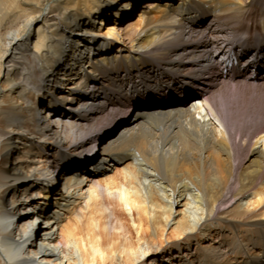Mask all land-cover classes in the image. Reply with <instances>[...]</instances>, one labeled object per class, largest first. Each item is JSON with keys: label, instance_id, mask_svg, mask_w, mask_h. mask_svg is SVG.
<instances>
[{"label": "bare ground", "instance_id": "1", "mask_svg": "<svg viewBox=\"0 0 264 264\" xmlns=\"http://www.w3.org/2000/svg\"><path fill=\"white\" fill-rule=\"evenodd\" d=\"M253 40L264 0H0V264H264Z\"/></svg>", "mask_w": 264, "mask_h": 264}, {"label": "rangeland", "instance_id": "2", "mask_svg": "<svg viewBox=\"0 0 264 264\" xmlns=\"http://www.w3.org/2000/svg\"><path fill=\"white\" fill-rule=\"evenodd\" d=\"M247 18H249V19H245L244 20V22H246V21H250V23H251V21H253V15H251V16H249V17H247ZM232 42V41H231ZM237 43V42H236ZM221 89V88H220ZM220 89H218L216 92H218ZM195 100H197V98L195 99ZM125 110L123 111V112H121L120 113V117H124V115H125ZM105 125H108V123L107 124H104L103 126H105ZM98 148V147H97ZM243 154L245 153V151H243L242 152ZM115 172V170L113 169L112 171H110L109 172V174H113ZM16 196L18 197H20L21 196V193H20V189H19V191L17 192V194H16ZM19 200H21L20 198H18ZM162 258H164V260H165V257H162ZM261 258V257H260ZM253 259H254V257H253ZM241 261V260H240ZM240 261H238V262H240ZM261 261H262V258H261ZM200 262H203V261H198V263H200ZM243 264V262L241 261L239 264ZM165 264H170V262L168 261L167 263H165ZM232 264V263H231ZM233 264H238V263H233Z\"/></svg>", "mask_w": 264, "mask_h": 264}, {"label": "built area", "instance_id": "3", "mask_svg": "<svg viewBox=\"0 0 264 264\" xmlns=\"http://www.w3.org/2000/svg\"><path fill=\"white\" fill-rule=\"evenodd\" d=\"M43 218H44V217H43ZM43 218H40V219H38V221H40V220H42V221H43V220H44Z\"/></svg>", "mask_w": 264, "mask_h": 264}]
</instances>
